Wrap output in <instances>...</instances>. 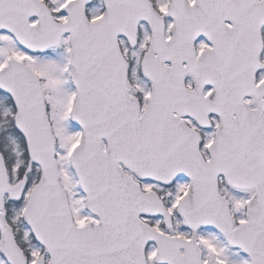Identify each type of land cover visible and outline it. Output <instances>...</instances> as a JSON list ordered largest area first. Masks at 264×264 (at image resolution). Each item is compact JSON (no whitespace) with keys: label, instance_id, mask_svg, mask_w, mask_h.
I'll return each instance as SVG.
<instances>
[{"label":"snow or ice","instance_id":"1","mask_svg":"<svg viewBox=\"0 0 264 264\" xmlns=\"http://www.w3.org/2000/svg\"><path fill=\"white\" fill-rule=\"evenodd\" d=\"M0 264H264V0H0Z\"/></svg>","mask_w":264,"mask_h":264}]
</instances>
